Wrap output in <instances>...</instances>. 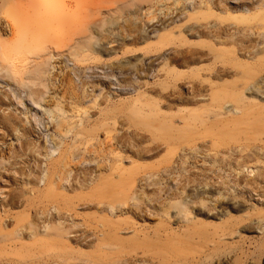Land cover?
<instances>
[{"label": "rangeland", "instance_id": "rangeland-1", "mask_svg": "<svg viewBox=\"0 0 264 264\" xmlns=\"http://www.w3.org/2000/svg\"><path fill=\"white\" fill-rule=\"evenodd\" d=\"M0 43L28 69V84L0 71V264H70L40 243L61 223L92 251L95 209L81 198L116 181L112 165L139 167V183L157 190L129 220L176 232L163 263L150 250L132 264H264V133L225 144L224 115L208 112L211 93L239 77L226 69L229 51L264 62V0H0ZM48 57L42 96L32 81ZM257 80L264 86V71ZM139 97L180 127L183 113L198 119L170 146V135L134 120ZM255 102L258 120L264 95Z\"/></svg>", "mask_w": 264, "mask_h": 264}, {"label": "bare ground", "instance_id": "bare-ground-1", "mask_svg": "<svg viewBox=\"0 0 264 264\" xmlns=\"http://www.w3.org/2000/svg\"><path fill=\"white\" fill-rule=\"evenodd\" d=\"M229 53V57H227L229 61L226 62V66L230 68L226 67V69H233L239 77L213 91L210 95L211 100L208 102L216 103L214 105L216 110L208 108L209 113H214L217 116L224 115L221 132L225 144H229L232 140L239 142L241 135L250 128L256 129L257 133H264V112L262 116L258 117V120L252 119V103H256L255 98L262 99L264 95V86H261L260 81L257 80L264 71V62L260 66L249 61L241 63L238 61L235 51H229ZM52 58L48 57L39 64L32 81L34 85L43 87L44 90L40 92L42 96H44L43 92L45 93L46 89H49L47 79L55 68ZM16 59L14 55L6 53L4 46L0 43V71L6 70L22 80L24 84H28V81L25 80L28 69L23 64V60L18 62ZM155 102L152 99L141 97L133 100L131 102L134 103L132 104V108H134L132 116L134 120L137 118L138 123L141 120V124L170 135L173 143L171 141L167 143L174 147L177 145V140L185 136L183 134L198 118L193 115L189 121H186L185 113H183L179 120L185 125L180 127L174 117L161 113L162 106L155 105ZM140 103L145 104L143 106ZM146 107L149 111L143 115ZM139 113L143 116L137 117ZM161 114L164 117H161ZM156 120H158L157 124L154 123ZM237 165L238 168L243 166L241 163ZM250 168L246 164L243 170L252 174L254 169ZM142 173L143 171H140L139 167L128 169L112 165L108 176L113 177L116 181L109 182V179L102 178L105 180L103 183L96 182L93 187H89V190L83 192L86 197L81 198L84 202L82 205L95 209L94 217L90 220L96 223L93 224V227L97 237L92 251L87 252L78 248L73 242L72 231L66 229L62 223L61 229L54 226L52 231L47 230L46 236L42 237L40 241L41 245L61 251V261L70 264H132L137 261L141 252L145 253L150 250H153V253L159 257V262L163 263L162 256L172 253L167 244L169 238L165 237L176 232H169V226L163 225L161 228L149 229L150 227L147 225H139L137 222L129 220L137 213L141 214L144 211L142 203H139L140 198L145 199L146 203L154 200V196L151 198L147 195L152 183L143 181L144 178L141 183L138 181L139 178L147 176V172L144 175ZM151 190L153 194L157 191L156 189ZM54 192V189L50 190L47 198L53 197ZM68 198L65 195L63 202L67 203ZM178 208L180 213L184 214L183 219L189 221L191 211L188 208V202L186 200L180 202ZM100 213L102 215H99ZM122 214H128V216L123 219L121 218ZM162 218L169 222L168 216ZM89 245L90 243L86 244V246Z\"/></svg>", "mask_w": 264, "mask_h": 264}]
</instances>
